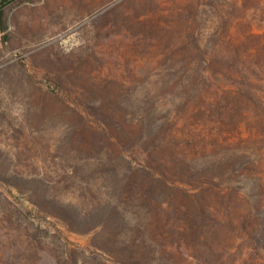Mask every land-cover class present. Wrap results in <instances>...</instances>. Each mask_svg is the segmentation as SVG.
I'll use <instances>...</instances> for the list:
<instances>
[{
    "label": "rangeland",
    "instance_id": "1",
    "mask_svg": "<svg viewBox=\"0 0 264 264\" xmlns=\"http://www.w3.org/2000/svg\"><path fill=\"white\" fill-rule=\"evenodd\" d=\"M24 1L1 9L0 264H115L121 224L146 264H264L241 233L264 203V0L35 24Z\"/></svg>",
    "mask_w": 264,
    "mask_h": 264
},
{
    "label": "trees",
    "instance_id": "2",
    "mask_svg": "<svg viewBox=\"0 0 264 264\" xmlns=\"http://www.w3.org/2000/svg\"><path fill=\"white\" fill-rule=\"evenodd\" d=\"M10 0H0V30H2V23H1V8L7 4ZM220 176V175H219ZM214 177V180L218 181V177ZM220 178V177H219ZM256 207L260 209L261 211V218L259 219V222L257 219H249L245 221L244 227L241 229V233L243 236L246 237V239L249 241V245H247L244 249V251H254V250H260L264 253V203L261 201L257 202ZM72 220L79 223L77 217L74 215V218L72 217ZM191 228L188 229L183 234V238L190 243V246L195 241H200L202 239V236L205 232V229L201 227V222H195ZM123 227V230L125 233L128 232L129 238L127 241L121 242L119 247L116 249L115 252H117L118 255V261L115 264H128V261H132L133 259L138 258V263L140 264H146V260H143V258L147 255L152 254V249L148 246L144 245V243L148 239V235L146 233V227L143 225L138 227H127L124 224H121ZM120 226V225H117ZM121 228V227H120ZM126 228V229H125ZM207 250H209V247L205 245ZM210 251V250H209Z\"/></svg>",
    "mask_w": 264,
    "mask_h": 264
},
{
    "label": "crops",
    "instance_id": "3",
    "mask_svg": "<svg viewBox=\"0 0 264 264\" xmlns=\"http://www.w3.org/2000/svg\"><path fill=\"white\" fill-rule=\"evenodd\" d=\"M102 5H104V0H26L21 12L31 24L49 23L51 16L57 13L61 15H70L73 12L81 14L85 13L89 6L95 9Z\"/></svg>",
    "mask_w": 264,
    "mask_h": 264
}]
</instances>
